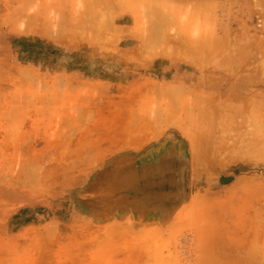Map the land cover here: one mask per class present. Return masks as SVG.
<instances>
[{
	"label": "rangeland",
	"instance_id": "obj_1",
	"mask_svg": "<svg viewBox=\"0 0 264 264\" xmlns=\"http://www.w3.org/2000/svg\"><path fill=\"white\" fill-rule=\"evenodd\" d=\"M124 12L125 0H0V264L137 261L125 258L122 249L98 250L76 242L74 227L83 219L75 205V186L68 185L75 177L73 166L69 155L49 151L56 150L60 139L54 136L61 125L70 124L65 122L70 116L91 114L101 101L130 96L141 80L154 84H149L153 94L148 96L168 104L165 108L189 99L219 102L238 95L249 108V119L251 106L264 111V4L251 9L236 7L233 0L219 10L212 30L204 25L203 10H179L174 25L165 26L149 20L145 8V33L161 40L144 43L124 40ZM204 34L217 40L186 39ZM167 35L175 38L167 40ZM232 36L242 41H222ZM136 46L163 55L154 63L156 73L144 75L127 62L125 51ZM236 50L243 53L226 57ZM228 66L234 68L227 72ZM253 66L258 67L255 72ZM240 124L244 130L256 128L251 121ZM230 144L229 160L237 147ZM263 148L262 142L245 136L237 152L247 157ZM244 171L262 176L264 166ZM84 196L91 202V191ZM156 252L157 259L146 264H197L188 234L177 247L164 242ZM224 262L251 260L226 257Z\"/></svg>",
	"mask_w": 264,
	"mask_h": 264
},
{
	"label": "crops",
	"instance_id": "obj_2",
	"mask_svg": "<svg viewBox=\"0 0 264 264\" xmlns=\"http://www.w3.org/2000/svg\"><path fill=\"white\" fill-rule=\"evenodd\" d=\"M234 3L236 7L252 9L256 4L263 5L264 0H234ZM232 4L233 0H125L123 38L130 43L161 40L145 33L142 12L145 8L149 20L158 19L159 24L165 26L174 25L175 19L180 16L179 10H191L194 14L196 10H203L204 25L212 30L218 24L219 10ZM167 36V40L175 38ZM200 36L186 39L207 43L217 40L212 34ZM222 41L242 40L239 36H232L224 37ZM136 47L125 51L127 62L137 65L135 71L144 75L156 73L154 63L163 55ZM234 52L229 51L226 57H237L243 53L242 50ZM187 55L190 56L189 53ZM193 55L197 57L196 53ZM228 67L227 72L234 68ZM257 68L253 66V72ZM126 69L128 66H125ZM149 84L153 83L141 80L140 86L135 88L137 92L130 96L109 98L98 103L97 108H101L94 113L70 116L65 121L70 124L61 125L58 135L54 136L60 140L55 143L56 150L51 149L50 153L57 151L69 155L75 175L68 185L75 186V205L80 219H83L74 227L76 242L98 250L122 249L126 251L125 258L137 259L134 264H146L148 260L157 259L156 251L164 247V242H170L175 248L181 236L188 234L193 237L197 264L208 263V260L212 263L213 259H218L215 264H225L226 257L246 258L251 260L250 264H264V175L244 171V167L264 166V148L256 150L254 157H245L244 152H237L238 142L245 136L262 142L264 147V125L259 124L264 122V111L257 113V108L251 106L253 113L249 119V114L245 113L249 108L238 100V95L236 99L219 102L189 99L187 103H172L170 108H165L168 104L148 96L153 94ZM192 106L194 110H191ZM199 109L200 112L202 109V115L198 113ZM193 111L194 116L190 114ZM195 115L199 117L198 122L200 119L210 122L213 118L219 123V129L212 134L215 133L218 138L222 136L220 141L223 140L224 144L219 141L218 145L226 148H220L221 153L218 151L215 155H220L217 161L215 156L210 155L209 158L207 155L210 150L206 151L210 149V143H214L211 140L217 137H211L210 133L205 135L215 138L208 137L211 142L207 144L205 140L209 139L202 133L200 135L204 131L196 129V122L194 124L193 119L190 120V117L196 119ZM157 116L163 120L160 121L164 122L163 125L158 123ZM154 120L158 128L151 124ZM245 121L254 122L256 128L244 130L240 123ZM229 123L231 131L228 130ZM149 125L158 130L151 129ZM171 139L178 142V149L170 154L180 158L186 151L189 155L184 200H175L176 191L170 193L172 198L167 192L163 195L164 188L159 190L164 185L160 165L165 156L161 150ZM228 139H231V144ZM197 140L204 141L201 142L203 145ZM48 142L45 141L46 144ZM204 143L209 148L202 149ZM229 144L237 146L232 145L236 151L230 160ZM227 177L231 179L223 181ZM88 191L92 192L91 202L84 196ZM159 194H162L161 197ZM165 195L175 204L174 207L169 205V210L162 205L167 197Z\"/></svg>",
	"mask_w": 264,
	"mask_h": 264
},
{
	"label": "bare ground",
	"instance_id": "obj_3",
	"mask_svg": "<svg viewBox=\"0 0 264 264\" xmlns=\"http://www.w3.org/2000/svg\"><path fill=\"white\" fill-rule=\"evenodd\" d=\"M190 105H191V103H189ZM189 104H188V106H189ZM195 104V103H194ZM201 105V104H200ZM198 107L200 108L201 106H199L198 105ZM191 110H194L193 109V106L191 107ZM207 112V111H206ZM198 113L199 114H203V111H202V109H201V112H200V109H199V111H198ZM205 113V112H204ZM192 116H194V111H193V114H192V112L190 113ZM201 114V115H202ZM158 118H159V120H158V123L160 122V121H163V120H160L161 118L159 117V116H157ZM195 118L196 119H194V118H192V117H190V120H192L193 119V123L195 124V122H196V124L195 125H197V128L196 129H198V130H201V131H204V133L203 132H200V135L202 136V134H204V136L205 135H210V134H212V131L214 132V129H215V127L216 126H218L217 125V122H215V121H213V118H212V120H211V117H209L210 118V122L209 121H207V119H205L206 121H207V123L206 122H204L203 124H199V123H202L203 121H205V120H203V121H201L202 119H200V121L198 122V121H196L197 119L199 120V117H197V115H195ZM146 119V118H145ZM187 119V118H186ZM135 120V119H134ZM147 120H149V118L148 119H146V121ZM165 120V119H164ZM195 121V122H194ZM148 124L150 123V121H148L147 122ZM153 123L156 125H154L155 127H157V121H153L151 124L153 125ZM160 123H162V125H163V123L164 122H160ZM162 125H160L161 127H162ZM198 125H200V126H198ZM148 127H152L151 129H154L153 128V126H148ZM150 128L148 129L147 128V130L149 131L150 130ZM158 128V127H157ZM157 128H155L154 130H156ZM166 129H168V128H166ZM165 129V130H166ZM179 129V128H178ZM195 129V128H194ZM158 130V129H157ZM207 130H209V131H207ZM164 131V130H163ZM163 131H162V134H163ZM193 131V130H192ZM206 131V132H205ZM211 131V132H210ZM145 132V131H144ZM150 132V131H149ZM155 132V131H154ZM153 132V133H154ZM196 132V134H198L199 132L198 131H195ZM208 132V133H207ZM152 133V134H153ZM161 133V132H160ZM183 133V132H182ZM202 133V134H201ZM206 133V134H205ZM210 133V134H209ZM139 134V133H138ZM137 134V135H138ZM142 134V133H141ZM145 134V133H144ZM143 134V135H144ZM159 134V133H158ZM161 134V135H162ZM165 134V133H164ZM213 135H214V137L216 136L215 135V133H213L212 135H211V137H213ZM130 136V135H129ZM138 136H140V135H138ZM160 136V135H159ZM164 136V135H163ZM218 136V135H217ZM216 136V137H217ZM162 137V136H161ZM160 137V138H161ZM200 137V136H199ZM206 137V136H205ZM209 137V136H208ZM208 137H206V139H209ZM222 137V136H221ZM221 137H217L216 139L215 138H210V139H215L216 140V142H215V140H211V141H213L214 143L211 145V141H210V139L207 141V140H205V142L207 143V142H209L210 143V149H206V151L208 150H210V153H207V155H209V158H210V155L212 156L213 155V157L218 153V151H220V148H221V146L219 147V143H221V142H223V140L222 141H220L221 139H223V138H221ZM129 138V137H128ZM201 138V137H200ZM199 138V139H200ZM221 138V139H220ZM159 139H157V141H158ZM191 140V139H190ZM203 140H204V138H203ZM193 141V140H192ZM196 141V140H195ZM220 141V142H219ZM194 142V141H193ZM192 142V143H193ZM197 142L200 144L201 142L203 143L204 141H198L197 140ZM197 142H195L196 144H197ZM219 142V143H218ZM191 143V142H190ZM201 143V144H202ZM217 143V144H216ZM196 144H194V145H196ZM199 144H197V145H199ZM208 144V143H207ZM222 144H224V142L222 143ZM203 145V144H202ZM201 145V147H202V149L203 148H206V146H208V145H205V143H204V146H202ZM200 146V145H199ZM198 146V147H199ZM209 146H208V148H209ZM218 146V147H217ZM197 147V146H196ZM223 149H225L224 148V145H223V147H222ZM222 148H221V150H222ZM177 149H178V142L177 141H174L173 139H171V140H169L167 143H166V145H165V147L161 150V151H163V152H161V154L162 155H164L165 156V160L163 161V163H162V165H160L161 167L160 168H162V174L160 175V177L162 176V181H163V187H161L159 190L161 191V189L162 188H164V191H163V195L167 192V193H169L168 194V196H170V197H172V195L170 194V193H172V191H176L177 192V194L176 195H174V197H176V199L175 200H177V199H180V200H184L185 199V197H186V194L184 193V189H186V186H187V173H188V164H189V155H188V153L185 151L181 156H180V158H178V156H176V155H172V154H170L171 153V151L172 150H175V151H177ZM206 153H205V156L207 157V155H206ZM221 153V151L219 152V154ZM253 155V154H252ZM254 156V155H253ZM212 157V158H213ZM218 157V156H217ZM217 157L215 156L214 157V159L217 161ZM219 157H220V155H219ZM218 157V158H219ZM212 158L210 159V160H212ZM160 159V158H159ZM206 159H208V157L206 158ZM222 162V161H221ZM154 163V162H153ZM148 164V163H147ZM158 166V165H157ZM146 167V166H145ZM152 169V168H151ZM141 171V170H140ZM151 171V170H150ZM141 173V172H140ZM143 173V172H142ZM143 175V174H142ZM180 175V176H179ZM143 179V178H142ZM156 181V180H155ZM189 183V182H188ZM150 185V184H149ZM172 185V186H171ZM170 187H172L171 188V190H170ZM155 195V194H154ZM161 195L162 194H159V197H161ZM156 196V195H155ZM165 196H167V195H165ZM168 196L165 198V201L162 203V205H163V207H164V209L166 210H169V205H172L173 204V200L170 198H168ZM173 198V197H172ZM175 203V202H174ZM174 205L175 204H173L172 205V207H174Z\"/></svg>",
	"mask_w": 264,
	"mask_h": 264
}]
</instances>
